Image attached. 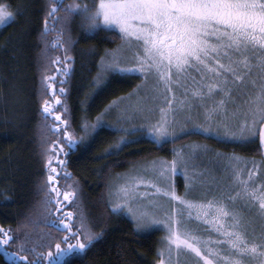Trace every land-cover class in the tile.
I'll list each match as a JSON object with an SVG mask.
<instances>
[{"label": "snow or ice", "instance_id": "obj_1", "mask_svg": "<svg viewBox=\"0 0 264 264\" xmlns=\"http://www.w3.org/2000/svg\"><path fill=\"white\" fill-rule=\"evenodd\" d=\"M9 7L0 3V24L19 14V9L14 13ZM76 23L88 33L118 29L122 40L101 57L91 82L93 93L99 95L116 73L143 77L130 94L136 96L135 103L125 105L130 96L115 97L94 123L85 122L79 137L70 130L65 98ZM39 38L44 45L39 140L44 170L40 191L46 210L42 219L64 235L52 240L49 231L34 234L27 230L37 223L34 219H25L15 229L0 226V249L15 257L17 264H52L53 257L83 253L103 236V229L94 231L82 210L80 184L67 165L73 146L105 125L123 133L115 150L134 143L137 136L162 144L190 134L233 143L258 136L264 145V0H48ZM56 49L62 53L53 58ZM129 51L130 58L125 55ZM177 88L183 89V95H176ZM160 97L164 106L158 108V116L149 118L146 114L154 111L150 102ZM194 106L203 108L202 119L193 115ZM113 112L116 119L109 123L105 118ZM238 113L242 120L235 119ZM138 118L143 122L132 123ZM187 149L174 148L171 161L154 158L121 174L122 182L110 186L112 214L126 212L140 231L164 225L167 235L157 264H264V180L256 183L261 178L253 170L258 167L255 160L249 168L247 159L235 152L197 141ZM202 153L225 160V176L217 177L211 168L197 164ZM181 168L184 195H178L171 182V174ZM149 184L167 198V206L156 200L138 202L146 195L140 186ZM198 186L201 195L189 198ZM13 243L17 250L9 251L6 246ZM45 246L48 251L41 252Z\"/></svg>", "mask_w": 264, "mask_h": 264}, {"label": "trees", "instance_id": "obj_2", "mask_svg": "<svg viewBox=\"0 0 264 264\" xmlns=\"http://www.w3.org/2000/svg\"><path fill=\"white\" fill-rule=\"evenodd\" d=\"M0 3L9 5L14 13L20 10L14 20L0 27V226L15 229L25 219H34L37 223L30 224L27 230L34 234L49 231L53 234L51 239L58 240L64 233L43 222L46 210L42 206L44 194L40 191L44 179L39 145L40 69L44 62V45L39 34L48 0H0ZM81 31L84 35L75 39L73 35L78 29L73 25L71 35L75 44L71 50L72 69L65 97L70 130L78 137L83 134L85 122L92 121L105 105L131 91L139 81L136 75L116 73L109 77L111 83L99 95L93 93L91 82L97 74L100 58L106 49L119 44L121 37L116 30ZM61 53L62 49H56L53 58ZM193 139L213 149L235 152L257 161L255 173L261 178L257 181L264 180V150L258 136L233 143L190 134L162 144L142 136L115 150L114 131L104 126L73 146L67 165L79 181L82 210L94 231L103 229V236L83 253L53 257L52 264H154L160 245L159 231L138 232L126 215L112 214L108 203L109 183L112 176L132 164L153 157H171L176 145ZM6 247L9 251L17 250L15 243ZM40 251L46 253L47 246ZM0 264L17 262L0 249Z\"/></svg>", "mask_w": 264, "mask_h": 264}, {"label": "rangeland", "instance_id": "obj_3", "mask_svg": "<svg viewBox=\"0 0 264 264\" xmlns=\"http://www.w3.org/2000/svg\"><path fill=\"white\" fill-rule=\"evenodd\" d=\"M9 10L10 11H13V9L11 7H9ZM10 21H8V22H10ZM8 22H6L5 24H7ZM5 24H0V27L4 26ZM74 25H77L78 33L75 34V35H73V36H74L75 39H79L80 36L84 35L83 32L81 31L83 29L80 28V26H79L78 23H76ZM114 30H116L117 32H119L118 29H114ZM121 43H122V40H120L119 44H117L113 48H116ZM113 48H111V49H113ZM125 55L130 58L131 55H132V53H131V51H129ZM98 71H99V66H98L97 74H98ZM120 74H122V73H120ZM122 75H136V76L139 77V81L134 86V88L131 91H129L128 93L122 95V96H130V100H126L124 102L125 105L128 104V103H135L136 102V99H137L136 96L130 95V94H132L134 92V90L136 89V86L141 82V80L143 79V77L139 73H124ZM188 84L191 85V80L188 81ZM176 95L177 96L183 95V89L177 88L176 89ZM189 95H191V92H189ZM119 97H121V96H119ZM219 98L220 97H217V99H219ZM150 104L153 106L154 111L152 113H148L146 115H148L149 118H155L156 116H158V108L164 106L163 105V97H160L159 99L150 102ZM229 107L231 109V106H229ZM202 113H203V108L202 107L197 108V107L194 106V108H193V115L194 116H196L197 114H200V118L202 119ZM116 115H117V113L116 112H113L109 116H107L105 119L110 123V122H112V121H114L116 119ZM183 116H184L183 113H180L179 114V119L181 121L183 120ZM96 117L92 121H88V123L89 124L94 123L96 121ZM235 119L236 120H242L243 119V116L238 113L237 114V117ZM142 122L143 121L141 119H139V118L136 119V120H134V121H132V123H136V124H139V123H142ZM105 126H107V125H105ZM125 126H127V125H125ZM107 127H109V126H107ZM109 128L112 129L111 127H109ZM93 134H91V135H93ZM121 135H123V133H119V132H115L114 131V140L113 141L115 143L114 144V146H115L114 148L115 149H116V145L118 144L119 137ZM139 137H142V136H137L136 138H139ZM191 141H197V142H200V143H204V142H201V141H199L197 139H193V140H190V141H187V142L180 143V144L176 145L174 148H181V147H183L185 151H188L187 145ZM204 144H206V143H204ZM173 155H174V153H172V156L171 157H167V158L162 157V158L171 161L172 158H173ZM210 157H213V153H207V154H203L202 153V154H200L199 156L196 157L195 162L197 164L201 165L202 167L211 168L212 171H213V174L215 176H217V177H223V176H225V174H226L225 173V164H226V161L225 160H216L215 158L210 159ZM154 158H160V157H153V158L145 159V160H142V161H138V162H136L134 164H136L138 166H144L146 164H150L151 161ZM247 161H248V163H250L249 166H252L251 160H248L247 159ZM255 162H256V165H257L258 162L257 161H255ZM132 165L130 167H128L127 169H125L124 171L118 172L117 174H115L114 176H112V178L110 180V183H109V191H110V186L112 188H115V187H117L119 185V183L122 182L121 179H120L121 174H124V173L128 172L131 169ZM256 169L257 168L253 169L254 172L256 171ZM149 175H153V173H151V171H149ZM171 182L174 185L175 191L177 192L178 195H184L185 194V184H186V182H185V175H184L183 168H181L180 171H177L174 174H171ZM260 182L261 181H256L257 184H259ZM139 190H140V192H143V193L146 194L145 196L140 197V199L138 201L139 203H141V204H148L152 200H156L158 202L164 203L167 206V204H168L167 198L157 195L155 193V189L152 188V186L150 184L149 185H142V186H140V189ZM109 191H108V199H109ZM202 192H203V189L200 186H198L197 188H195V189L192 190V192L190 193V197L189 198H198L201 195ZM122 214L126 215L132 221V223H133V225L135 227V223L133 222L131 216L129 214H127L126 212H124ZM135 229H136V227H135ZM152 230H158L159 231V234H160V245H159L158 250H157L159 252V249L164 246V244L162 243V241H163L164 237L167 235V231H166V228L164 227V225H162V224H156V225H153L151 228H149L147 230H143V231L137 230V231L138 232H147V231H152ZM158 252H157V259H156V261H155L154 264H157V261L161 258L159 256Z\"/></svg>", "mask_w": 264, "mask_h": 264}, {"label": "water", "instance_id": "obj_4", "mask_svg": "<svg viewBox=\"0 0 264 264\" xmlns=\"http://www.w3.org/2000/svg\"><path fill=\"white\" fill-rule=\"evenodd\" d=\"M262 145V144H261ZM262 147H263V150H264V145H262ZM74 148V147H73Z\"/></svg>", "mask_w": 264, "mask_h": 264}]
</instances>
